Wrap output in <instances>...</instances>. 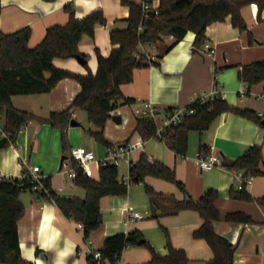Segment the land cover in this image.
Segmentation results:
<instances>
[{"label":"crops","instance_id":"obj_1","mask_svg":"<svg viewBox=\"0 0 264 264\" xmlns=\"http://www.w3.org/2000/svg\"><path fill=\"white\" fill-rule=\"evenodd\" d=\"M123 0H0V37L12 34L23 28L31 29L29 46H38L45 38L47 30L55 25L69 23L66 5H72L77 19H83L94 11H102L106 26L97 25L95 37L84 36L79 50L87 55V65L93 74L97 73L96 48L108 57L113 49L110 32L125 29L129 25L130 10ZM143 3L146 0H133ZM153 6H160V0H151ZM242 16L247 24L246 31L232 26L230 17L207 29L208 42L213 45L214 55L208 56L205 50L194 45L195 35L188 33L181 40L163 37L155 46H145L144 53L155 58L157 65L135 69L131 83L121 87L125 97L134 99L137 107L152 102L166 115L176 109L188 108L193 102L209 97L216 90V96L224 99L231 107L249 109L264 115V82L248 88L239 79L242 66L264 60V11L258 19L257 5L243 8ZM250 35L253 37L250 43ZM57 68L67 72L86 75L84 64L77 59H56ZM79 83L64 79L49 94L16 96L13 105L29 113L30 120L17 138L16 144L0 153V173L11 178H19L31 166H39L45 177L51 178L52 189L60 196L86 198V191L69 180L61 171L64 157L61 131L52 128L47 122L51 113L65 111L81 92ZM171 109V111H169ZM120 116L121 120H113ZM69 127V150L85 147L102 160L108 148L99 150V143L88 133L81 136L82 122ZM137 117L130 105H123L111 113L104 135L112 148L129 142L136 134ZM0 120L2 121L1 117ZM95 131L92 124L88 127ZM87 132V131H86ZM87 140H86V138ZM141 138L140 135L137 140ZM82 141H86L84 146ZM260 145L263 149L264 132L259 125L233 113H224L203 133H189V147L185 156L177 155L158 138L144 140V148L130 153L136 162L142 154L150 161L161 162L175 171L177 180L185 185L191 198L199 200L207 190L219 191L216 206L220 219L213 223L215 232L226 238L234 247L233 264H264V207L256 201L244 202L230 197L232 188H239L235 174L226 167L241 157L249 148ZM214 146V153L221 158L222 166L212 171L202 172L197 162V154L202 147ZM95 149H97L95 151ZM40 155V160L31 164L30 153ZM71 154V153H69ZM67 157L66 159H68ZM65 159V160H66ZM129 159V158H128ZM60 162V168L56 171ZM98 173V167H94ZM129 172V171H128ZM123 177L122 182L129 181ZM145 184L157 193L164 195L160 206L153 207L146 193ZM145 184H131L124 196H108L101 200L102 227L94 232L88 241L84 240L79 224L65 218L57 206L46 199H39L33 193L21 196L25 212L18 223L19 245L22 258L33 264H85L86 248L100 250L107 237L119 233L138 230L162 256L167 255V242L164 230L170 236L172 245L186 252L189 264H208L214 253L205 240L195 239L193 233L203 223L200 214L192 210L172 213L174 200H183L184 195L174 184L156 178H147ZM247 191L254 198L264 195V177H256ZM143 216L142 220H131L127 209ZM132 213V214H134ZM230 213H243L251 217V223H235L226 220ZM39 251V253H37ZM151 253L143 247L125 250L119 264H150ZM2 264V263H0ZM109 264V263H107Z\"/></svg>","mask_w":264,"mask_h":264},{"label":"trees","instance_id":"obj_2","mask_svg":"<svg viewBox=\"0 0 264 264\" xmlns=\"http://www.w3.org/2000/svg\"><path fill=\"white\" fill-rule=\"evenodd\" d=\"M54 2L55 0H44ZM151 2V0H146ZM144 3V2H143ZM143 3L133 0H123L122 4L130 10L125 29H115L110 32L113 49L108 57L100 54L96 48L98 62L97 73L93 74L87 65V55L79 50V43L84 36L95 37L96 26H106L107 21L102 11H94L83 19H77L72 5H66L69 13V23L50 27L43 41L36 47L29 46L31 29L23 28L12 34H1L0 37V117L9 138H0V153L15 145L20 131L29 122L28 112L16 108L12 102L16 96H30L51 93L64 79H72L80 84L81 92L72 105L65 111L51 113L47 122L54 129L61 131L63 136L62 149L64 157L69 153L67 130L73 114L84 111L89 123L95 131L87 130L88 135L106 148L112 144L105 138L104 129L119 102L123 105H134L136 101L127 98L121 87L131 83L134 71L140 67L157 65L155 60L147 56L143 48L157 45L163 37L172 36L176 41L183 40L188 33L195 35L194 45L202 49L208 42L206 32L210 26L225 22L229 17L232 26L240 31H246L247 24L242 16L243 8L251 5L258 7V19L264 11V0H160L158 15L145 13ZM253 37L250 35V43ZM81 58L85 61L86 75L67 72L55 66L56 59L68 60ZM239 79L250 89L264 82V60L242 66ZM188 108L194 111L185 121L157 135L156 124L147 118H138L136 132L145 141L158 138L177 155L185 156L189 147V133H203L224 113H233L249 120L264 132V116L249 109L231 107L219 96L207 103L200 100L193 102ZM171 111V109L169 110ZM208 147H202L201 153L207 154ZM71 152V151H70ZM70 156V154H69ZM67 158V157H66ZM263 149L260 145L249 148L241 157L226 165L233 173L243 172L244 177H264ZM129 183L119 180L118 166L108 164L101 166L95 178L84 177L78 170L75 184L86 191V198L58 195L51 186V178L47 177L43 190H34L36 184L31 180L27 170L23 178L0 184V263L2 264H33L21 256L19 245L18 223L23 217L25 208L21 201L23 193H33L39 199L53 202L60 213L67 219L82 226L83 237L88 241L91 235L103 225L100 211L101 200L108 196H124L131 184H145L147 178H156L174 184L183 193V200H174V210L178 213L184 210L196 211L203 219L202 226L193 233L195 239L205 240L214 253L213 260L208 264H233V245L224 237L218 235L213 223L220 219L216 206L219 191L209 189L199 199L194 200L187 192L185 185L177 180L173 169L157 161H150L146 154L130 164L128 170ZM146 193L153 207L160 206L164 195L157 193L151 186L145 184ZM230 197L244 202L256 201L264 207V195L254 200L246 188L230 191ZM226 220L235 223H251V217L243 213H230ZM167 242V255L162 256L138 230L129 233H119L107 237L101 253L102 264H119L125 250L131 247H143L151 255L150 264H189L184 250L172 245L170 236L164 230ZM39 253V251L37 252ZM91 261V257H87ZM92 264H96L92 262Z\"/></svg>","mask_w":264,"mask_h":264},{"label":"built area","instance_id":"obj_3","mask_svg":"<svg viewBox=\"0 0 264 264\" xmlns=\"http://www.w3.org/2000/svg\"><path fill=\"white\" fill-rule=\"evenodd\" d=\"M143 10L145 13H152L158 15L160 12V6H153L151 2L145 1L143 3ZM203 49L208 56L214 55L215 49L213 45L207 42ZM151 60H155L154 57H150ZM217 91L215 90L211 96L202 97L200 100L202 103H207L215 98ZM264 95V93H263ZM133 112L139 118H147L152 120L157 126V135L162 136L164 131L170 127L177 126L182 124L187 116H190L194 113L190 108H180L176 109L166 115L161 114L160 107L153 104L152 102L144 103L141 107L132 105ZM260 117H263V114H259ZM0 138H9V135L4 129L3 121L0 120ZM144 148V139L139 138L134 142H127L124 145L109 148L107 156L99 160L97 159L96 154L88 150L85 147H77L71 150V154L68 159L63 160L61 163V171H64L67 174L70 181L75 182L78 178V170L82 171L84 177L95 178L96 170L94 167L100 169L101 166H106L108 164L119 166L121 161L128 160L130 153L135 150H140ZM207 154L199 153L197 154V162L199 169L202 172L212 171L218 167L222 166L221 158L214 153V146H210ZM26 169L31 177V180L36 184L34 190H43L45 193H48L47 188L43 185V181L46 179L45 175L41 172L39 166H31ZM235 178L239 181V188H246L251 186L253 183V177H244L243 172H236ZM23 175L19 177L22 179ZM16 178L7 177L0 173V184L4 182H10ZM125 184H128L129 181H124ZM134 209L129 207L127 209V215L131 220H142L143 216L137 213H134ZM82 229V226L79 225ZM86 262L85 264H96L101 263V253L99 250H92L91 247H87L86 251ZM87 257H91V261L87 260Z\"/></svg>","mask_w":264,"mask_h":264},{"label":"rangeland","instance_id":"obj_4","mask_svg":"<svg viewBox=\"0 0 264 264\" xmlns=\"http://www.w3.org/2000/svg\"><path fill=\"white\" fill-rule=\"evenodd\" d=\"M76 116L77 118L79 119L80 122H82V127H79L77 129H72L73 131L77 132V131H80L81 132V136H86L87 134V130H88V127L90 126V121H88V118H87V114L84 112V111H81V110H78L76 111ZM74 118V117H73ZM67 137H68V142L70 140V137H69V129L67 130ZM139 137V134L136 132V134L132 137V139L130 140L131 142H134L135 140H137V138ZM86 138V137H85ZM106 138V137H105ZM87 140V138H86ZM83 145L85 146L86 145V141H82ZM16 145H19V144H16ZM10 148V147H9ZM9 148L3 150V151H7ZM97 149H95L96 151ZM99 150L103 151L105 150V147L103 145H99ZM190 150V148H188V151ZM30 153V160H31V164H35L36 162H38L40 160V155L37 154V153H33V152H29ZM70 153V151H69ZM69 153H67L65 156L66 157H69ZM134 154L131 155V157H129L128 160H124V161H121L120 165L118 166V169H119V180L122 181L123 180V177L127 178V172H128V164L131 160H134ZM60 168V162H59V165H58V168H57V172L61 169ZM60 172V171H59Z\"/></svg>","mask_w":264,"mask_h":264},{"label":"water","instance_id":"obj_5","mask_svg":"<svg viewBox=\"0 0 264 264\" xmlns=\"http://www.w3.org/2000/svg\"><path fill=\"white\" fill-rule=\"evenodd\" d=\"M81 64H84L85 63V61L83 60V59H81V58H76ZM113 120H114V122L115 121H120L121 120V118H120V116H114L113 117ZM70 126L71 127H77V126H79V123L75 120V119H73L72 121H71V124H70ZM66 158H63L62 159V161L63 160H65Z\"/></svg>","mask_w":264,"mask_h":264}]
</instances>
